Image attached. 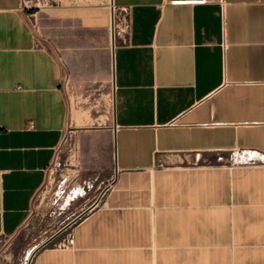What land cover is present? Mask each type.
<instances>
[{
    "label": "crops",
    "instance_id": "0c3cea01",
    "mask_svg": "<svg viewBox=\"0 0 264 264\" xmlns=\"http://www.w3.org/2000/svg\"><path fill=\"white\" fill-rule=\"evenodd\" d=\"M22 2L0 0L7 240L25 226L67 123L59 67L35 44ZM113 4L126 21L114 53L109 16V34L92 16L106 7L71 4L79 176L68 215L29 264H264V162H210L231 152L264 158V0Z\"/></svg>",
    "mask_w": 264,
    "mask_h": 264
},
{
    "label": "rangeland",
    "instance_id": "374dc122",
    "mask_svg": "<svg viewBox=\"0 0 264 264\" xmlns=\"http://www.w3.org/2000/svg\"><path fill=\"white\" fill-rule=\"evenodd\" d=\"M71 4L106 10H92V16L98 17L100 25L109 34L108 16L110 8L106 0H23L22 6L33 14L31 27L37 37L43 36L51 30L58 41L57 50L66 62L69 83L66 88L67 123L62 133L61 141L56 149L55 157L50 165L47 178L42 188L35 194L29 218L23 229L12 239L0 238V264H22L27 253L41 237L55 230L57 225L68 215L67 205L71 200V176H79L75 165L74 135L71 133V107L76 103L71 95ZM38 11V14L35 12ZM102 12V13H101ZM122 28V25H119ZM78 106L82 103L77 101ZM77 109V108H76ZM243 153V154H242ZM245 153V154H244ZM250 152H231L220 157L211 156V163L243 162L242 156ZM255 163L264 162V158L256 154ZM59 213H55V208ZM55 213L56 219L51 218ZM59 214V215H58Z\"/></svg>",
    "mask_w": 264,
    "mask_h": 264
},
{
    "label": "built area",
    "instance_id": "2783aa9c",
    "mask_svg": "<svg viewBox=\"0 0 264 264\" xmlns=\"http://www.w3.org/2000/svg\"><path fill=\"white\" fill-rule=\"evenodd\" d=\"M33 16H30V19ZM122 25V28H119V25ZM113 25H114V35L119 36L121 32H124V29L126 28V21L124 16H121L120 10H118L117 8H115V6H113ZM35 44L40 47V48H44L47 51L50 52L51 56L55 59L58 67H59V71H60V76H61V81H60V85L61 88H63V91L66 92V88L68 86L69 83V74H68V69L66 66V62L64 61L63 57L61 56V54L58 52V50L53 49L49 43L45 40H43L40 37H35Z\"/></svg>",
    "mask_w": 264,
    "mask_h": 264
},
{
    "label": "bare ground",
    "instance_id": "6f19581e",
    "mask_svg": "<svg viewBox=\"0 0 264 264\" xmlns=\"http://www.w3.org/2000/svg\"><path fill=\"white\" fill-rule=\"evenodd\" d=\"M110 8V15H109V20H110V32H111V35H112V19H111V12H112V9H111V2L109 3V6ZM243 154V153H242ZM245 154V153H244ZM242 160H256L257 157H256V153H251L250 154H247V155H244L241 157ZM37 245H34L32 248H30L29 251H27L25 257H24V261L22 264H28L29 261H30V258H31V255H32V252L33 250L36 248Z\"/></svg>",
    "mask_w": 264,
    "mask_h": 264
},
{
    "label": "water",
    "instance_id": "95a60500",
    "mask_svg": "<svg viewBox=\"0 0 264 264\" xmlns=\"http://www.w3.org/2000/svg\"><path fill=\"white\" fill-rule=\"evenodd\" d=\"M113 0H111V9H112V12H111V19H112V35H111V47H112V53H114V46H115V35H114V25H113ZM53 237V236H52ZM52 237L49 238V240H47L46 242H44L43 244H41L40 246H38L32 253V256L31 258L33 257V255L36 253V251H38L43 245H45L46 243H48ZM31 258H30V261H31ZM29 261V263H30ZM28 263V264H29Z\"/></svg>",
    "mask_w": 264,
    "mask_h": 264
}]
</instances>
